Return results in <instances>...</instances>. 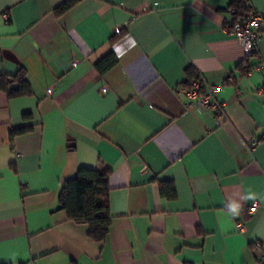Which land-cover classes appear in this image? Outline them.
<instances>
[{"label": "crops", "instance_id": "crops-1", "mask_svg": "<svg viewBox=\"0 0 264 264\" xmlns=\"http://www.w3.org/2000/svg\"><path fill=\"white\" fill-rule=\"evenodd\" d=\"M65 1L0 0V264H264V23L246 59L239 0ZM83 167L111 171L103 242L60 208Z\"/></svg>", "mask_w": 264, "mask_h": 264}, {"label": "trees", "instance_id": "trees-1", "mask_svg": "<svg viewBox=\"0 0 264 264\" xmlns=\"http://www.w3.org/2000/svg\"><path fill=\"white\" fill-rule=\"evenodd\" d=\"M80 0H66L56 8V12L63 13L78 3ZM232 3L231 6H233ZM238 10L233 13L235 16L243 14L247 5L241 0L238 1ZM116 55L110 54L104 57L98 64V69L105 72L116 65ZM190 78L200 75L189 71ZM14 80L1 76L0 89L8 87ZM27 129H21L14 133H22ZM111 171L109 168H80L76 177L68 180L60 194V208L68 212L70 219L76 222H85L90 228V237L97 242H103L112 225L108 194Z\"/></svg>", "mask_w": 264, "mask_h": 264}, {"label": "built area", "instance_id": "built-area-1", "mask_svg": "<svg viewBox=\"0 0 264 264\" xmlns=\"http://www.w3.org/2000/svg\"><path fill=\"white\" fill-rule=\"evenodd\" d=\"M237 7L238 5L235 2L231 11L236 13ZM5 16L8 18L7 14H5ZM263 23L264 14L256 12L252 6H248L244 14L240 17L228 19L226 22V27L232 31L238 42L243 47L246 59L258 48V43L261 38L260 29ZM228 82L234 83V78L229 76ZM178 90L191 101V104L203 108L213 107L221 114L225 112L224 105L219 104L216 100V94L219 91V86L209 83L202 76L188 79V81H186ZM257 143L258 141L254 140L253 144L256 145ZM259 203V201H255L250 205L251 214L256 212ZM136 223L137 222H135V224ZM181 224L182 221L178 220L177 225L180 226ZM236 227L238 231H245L247 229L246 224L241 222H238Z\"/></svg>", "mask_w": 264, "mask_h": 264}, {"label": "clouds", "instance_id": "clouds-1", "mask_svg": "<svg viewBox=\"0 0 264 264\" xmlns=\"http://www.w3.org/2000/svg\"><path fill=\"white\" fill-rule=\"evenodd\" d=\"M252 196L254 194H251ZM231 212L233 216H238L240 214V205L238 203H233L231 206Z\"/></svg>", "mask_w": 264, "mask_h": 264}, {"label": "water", "instance_id": "water-1", "mask_svg": "<svg viewBox=\"0 0 264 264\" xmlns=\"http://www.w3.org/2000/svg\"><path fill=\"white\" fill-rule=\"evenodd\" d=\"M12 88H13V89H17V88H18V83H14V82H13V83H12Z\"/></svg>", "mask_w": 264, "mask_h": 264}]
</instances>
